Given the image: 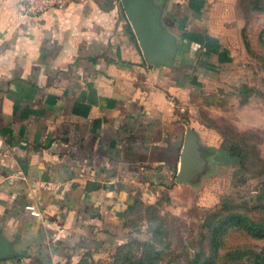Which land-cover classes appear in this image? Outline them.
Instances as JSON below:
<instances>
[{
    "label": "crops",
    "instance_id": "obj_1",
    "mask_svg": "<svg viewBox=\"0 0 264 264\" xmlns=\"http://www.w3.org/2000/svg\"><path fill=\"white\" fill-rule=\"evenodd\" d=\"M149 1L170 67L147 63L121 0L34 17L0 0V264H109L122 200L189 188L174 98L225 64L228 0Z\"/></svg>",
    "mask_w": 264,
    "mask_h": 264
},
{
    "label": "rangeland",
    "instance_id": "obj_2",
    "mask_svg": "<svg viewBox=\"0 0 264 264\" xmlns=\"http://www.w3.org/2000/svg\"><path fill=\"white\" fill-rule=\"evenodd\" d=\"M226 4L225 64L173 104L205 168L187 189L122 200L109 264H264V0Z\"/></svg>",
    "mask_w": 264,
    "mask_h": 264
},
{
    "label": "water",
    "instance_id": "obj_3",
    "mask_svg": "<svg viewBox=\"0 0 264 264\" xmlns=\"http://www.w3.org/2000/svg\"><path fill=\"white\" fill-rule=\"evenodd\" d=\"M125 14L137 37L147 63L154 66H172L178 53V43L169 30L163 26L159 12L149 0H121ZM196 134L186 133L179 174L176 181L191 183L205 168L203 148Z\"/></svg>",
    "mask_w": 264,
    "mask_h": 264
},
{
    "label": "built area",
    "instance_id": "obj_4",
    "mask_svg": "<svg viewBox=\"0 0 264 264\" xmlns=\"http://www.w3.org/2000/svg\"><path fill=\"white\" fill-rule=\"evenodd\" d=\"M23 16L34 17L51 9H62L78 0H19Z\"/></svg>",
    "mask_w": 264,
    "mask_h": 264
}]
</instances>
